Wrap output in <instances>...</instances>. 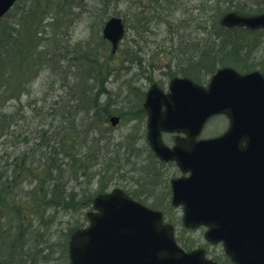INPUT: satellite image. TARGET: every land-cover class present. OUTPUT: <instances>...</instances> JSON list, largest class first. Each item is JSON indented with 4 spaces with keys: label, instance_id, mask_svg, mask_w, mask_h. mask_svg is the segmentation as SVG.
<instances>
[{
    "label": "trees",
    "instance_id": "16d2710c",
    "mask_svg": "<svg viewBox=\"0 0 264 264\" xmlns=\"http://www.w3.org/2000/svg\"><path fill=\"white\" fill-rule=\"evenodd\" d=\"M111 1L113 0H105L100 4L98 0H17L13 8L0 19V151L5 156L0 169V264H27L25 256L29 254L26 253V248L30 245L36 246L34 254L38 255L42 249L37 248V245L52 250L53 244L49 243L47 236H53L49 231L55 221L48 214H42L41 209L61 207L65 211L71 208V202L75 201L78 193L74 191V186L67 190V182L80 184L78 178L83 177V182L91 183L93 177L101 173L100 170L92 171V167L103 163L112 167L106 168L107 172L100 174L99 183L105 181L106 177L114 174L120 146L136 143L138 140L135 133L122 135L121 141L111 142L109 135L102 139L103 136L94 121L105 119L110 112L121 111L116 110L121 104L118 103L120 96L143 97L144 90L140 91V85L135 83L138 77H143L148 83L153 81L149 74L153 69L149 67H154L152 62L155 55L144 49L141 40L134 37L127 39L115 53H111L108 41L103 39L101 30L108 18L105 15L119 14L116 5L110 12L111 8L104 7ZM178 1L132 0L135 4L134 16L138 17L137 25L142 27L140 30H149L144 28L146 21L141 18L144 8L150 12L172 15L180 8ZM256 1L257 4L252 7L245 0H197L190 9L194 13L190 11L189 14L185 8V20L177 25V30L171 32L164 44L169 43V46L179 48L177 51L184 44L187 49L182 51L184 54L175 51L166 60V75L173 77L180 74L203 83L205 77H209L217 67L224 65L232 66L240 72L258 66L264 73L262 62L260 67L259 61H254L255 50L259 47L258 40L261 39L257 37L260 31L238 27L225 29L220 24L221 16L230 10L242 14L262 11L263 3ZM49 15L50 20L44 21ZM197 17L198 21L207 17L205 24L199 23ZM70 18L85 19L89 32L87 37L71 42L72 39L59 36V29L66 28ZM123 21L126 22V32L133 29L139 33L137 25L127 24L126 16ZM192 26L203 34L207 33L206 38L204 35L200 38L187 37V41H184L179 30ZM94 31L96 44L93 40L91 43L90 39ZM62 32L65 33V29ZM44 33L48 36H44ZM174 35L177 40L172 39ZM60 38L63 39L62 43ZM202 40L204 41L201 42ZM154 42L157 44L156 49L162 47L161 42ZM99 49L107 52L101 53ZM190 49L194 54H185ZM69 53L81 61L74 71L70 67ZM62 61L66 69L61 64ZM143 62L145 69L142 67ZM110 64L113 66L108 67ZM100 70L107 71L113 80L110 85L112 90H108L109 83L100 82L96 93L100 96L95 102H91L90 81L96 74L101 73ZM41 71H47L48 78H54L53 83L60 82L62 73L70 75L71 81L67 90L70 94L64 91V100L60 96L50 106H46L45 99L40 107L34 105L36 100L26 102L27 105H33L30 107L33 117L38 116L42 121L50 119L48 126L53 135L45 143L37 141L29 152L23 151L15 156V151L18 150L14 148L15 144L29 142V137L23 135L22 130L28 125L25 104L21 103L22 97L30 94V86L40 76ZM118 72H121L119 78ZM75 75H79V78L74 79ZM118 85L121 88L119 93L116 92ZM68 95L73 96L72 100ZM131 101L133 100H128V104ZM81 113L84 114L80 116ZM19 118L22 120L20 123ZM140 118L137 106L135 119ZM61 132L68 136L59 142L58 136ZM72 135L78 139L73 141ZM34 155L37 157H33ZM10 157L11 160L8 161ZM31 165L36 168L34 171ZM65 171L70 174L68 181H64ZM102 191L101 188L90 196L84 191L76 202L86 201L85 204L90 206L94 194ZM33 223L39 227L35 231L36 238L31 243L29 238ZM43 227L48 230L45 237L40 234ZM177 241L183 248L190 249L191 245L186 244L181 237ZM65 244L66 242L63 246L59 244L61 249L66 250ZM225 258L229 264H233L226 256ZM59 262L57 264H63L62 261Z\"/></svg>",
    "mask_w": 264,
    "mask_h": 264
},
{
    "label": "water",
    "instance_id": "95a60500",
    "mask_svg": "<svg viewBox=\"0 0 264 264\" xmlns=\"http://www.w3.org/2000/svg\"><path fill=\"white\" fill-rule=\"evenodd\" d=\"M15 1L0 0V18ZM220 23L225 28L264 29V12L229 11ZM124 34L120 17L113 15L104 23L102 35L112 52ZM143 105L147 140L155 154L190 172L172 180V203L183 206V224L208 226L204 237L221 241L235 264H264V160L258 170L257 164L245 162L254 147L264 153L262 73L219 67L206 86L175 76L167 92L152 83ZM219 113L229 118L228 129L219 136L196 139L205 121ZM118 120L110 117L113 125ZM162 132L186 136L176 137L169 147ZM92 206L88 226L70 235V264H217L205 257L203 248H181L161 211L131 199L121 188L97 194Z\"/></svg>",
    "mask_w": 264,
    "mask_h": 264
},
{
    "label": "rangeland",
    "instance_id": "374dc122",
    "mask_svg": "<svg viewBox=\"0 0 264 264\" xmlns=\"http://www.w3.org/2000/svg\"><path fill=\"white\" fill-rule=\"evenodd\" d=\"M114 1L110 2V6L111 9L114 8ZM197 0H179L178 2H180V8L176 11L175 14L172 15H168L167 13H161V14H154L151 15L152 18H154L153 21L145 22L144 28H148L149 30H140L142 29V27L140 25H137L138 23V18L136 16H134L132 14L133 11L129 10L127 11L126 9V4L125 1L123 0L120 4V6L116 9H122V10H126L127 12H129V14H126V21L127 24L129 25H137L136 27L139 29V33L134 32L133 29H130L126 32V36L123 39V42H121L120 46H122V44L128 39L131 38H136L138 40H141L142 37H148L150 36V40L152 41H157V42H161V46L163 50H156V52H159L157 55H155L154 59H153V65L154 67L150 69H153L149 74L152 76L153 81L151 82H157L158 85L163 88V89H167L168 87V82L171 79V77L166 75L165 72V65L164 63L166 62V60L170 57V50H172L171 46H169V43H166L168 40V37L170 36L171 32L177 30V25L179 23H182L185 20L184 15L186 14V9H188L189 14H191L192 12L194 13V11H191V6L193 4H195ZM245 2L248 5H252L255 6L257 4L256 0H245ZM262 2V1H261ZM123 3V4H122ZM142 3H146V2H142ZM171 7V6H170ZM115 9V8H114ZM191 11V13H190ZM147 8L143 9V15L148 16L149 14H147ZM198 13V12H195ZM188 14V15H189ZM54 15V14H52ZM119 15V14H118ZM198 15V14H196ZM121 17L124 18L123 15H119ZM49 18L47 20L44 21H49L51 15L48 16ZM69 23L66 24V28L61 27L59 29V33L61 36L63 37H67L69 39H72L71 42L73 41H77L79 39H83L85 37H87V35L89 34L88 32V28L86 27V21L85 19L80 20L79 18H70L68 19ZM188 20H190V18L188 17ZM199 20V18L197 17V21ZM207 20V17H203L200 21H198L201 24H205ZM126 24V22H125ZM51 28V27H50ZM224 28V27H223ZM65 29V33L62 32V30ZM195 30V32H194ZM181 32V38L184 41H187L186 38H194V37H198L200 38L201 36L204 35V37L206 38L205 34H203L201 31H197L196 28H194L193 26L190 28H186L185 30H179ZM149 33L152 34L149 35ZM102 34V33H101ZM260 34V35H259ZM259 34L257 35V37H261L260 40H258V49L255 50V57H254V61H259L258 64L261 67V62L264 65V30H261L259 32ZM180 35V34H179ZM176 36L174 35L172 37L175 38ZM184 37V38H183ZM195 38V39H198ZM91 39V43L93 41H95V44L97 42V38L95 35V31L92 33V35L90 36ZM93 40V41H92ZM175 40H177V38H175ZM257 40V39H256ZM204 40H202L201 42H203ZM157 44H154V47H156ZM119 46V47H120ZM179 50V48H177ZM187 47L184 46V44H182L180 46V51H176L179 54H184V52H182L183 50H186ZM110 50V49H109ZM99 52L103 53V52H107L106 50L103 49H99ZM154 52V51H153ZM170 52V53H169ZM185 54H194V52H192V49L187 50ZM196 54V53H195ZM119 57H115V59H118ZM200 61V60H199ZM63 67L65 68V63L62 62ZM113 64H110L108 67H112ZM118 66V65H117ZM143 69L146 68V65L142 64ZM258 67V66H257ZM256 67H254L255 69ZM259 68V67H258ZM66 69V68H65ZM166 71H169L168 69H166ZM63 74V73H62ZM143 74V72H142ZM141 74V76H142ZM144 74H147V69L144 70ZM121 75V72L117 73V77L119 78ZM137 77L139 75H136ZM53 79L54 78H48L47 76V71H41L40 76L36 78V80H33V83L30 86V94H24L26 96L22 97V104H25V109H26V115H27V119H28V125L25 126V129H22L24 131L23 135H27L29 137V142L28 143H19L18 147L15 151V156L19 155L20 153H22L23 151H27L29 152L30 150H32L35 147V143H37V141H39L37 137V134L42 132V130L44 128H46V125H42L40 123H42L43 121L46 123L45 120L42 121V119H40L38 116L37 117H33L32 113L30 111V107L33 106L31 105H27L26 102H31L33 100H36V103L34 104L37 107H40L42 105L43 99H45L46 101V106H50L51 102L53 100L58 99L60 96L62 97V100H64L63 98L66 96L64 94V91L58 87V83H53ZM209 77H205L203 84H206L208 81ZM148 81H146L143 77H138V79H136L135 83L137 85H140V91L144 92L146 91V89L148 88L149 84L151 83ZM120 85H118L116 87V92L119 93L120 91ZM108 90H112L110 84H108ZM127 91V90H126ZM128 92V91H127ZM129 93V92H128ZM119 97V96H118ZM123 97L125 96H120L119 99H123L122 103L119 105V109L116 110H121L123 111L122 114L120 112H115V114H122V120L121 122L113 127L111 126L109 123L104 122L105 119L103 120H99V121H95V123L98 125L99 129V133L100 135H102V139L104 137H106L107 135H109L111 137V142H115V141H121V136L124 134H129V133H135L138 137V140L136 143H130L128 144V146H130L131 148L134 147H139V145H144L146 143V136H145V130H143V125L144 122L139 120V119H135V110L137 108V106L139 107V105H141L142 99L143 97L141 96L140 98H137L135 96H130L127 97L126 99H124ZM128 100H133L128 104ZM45 108V106H44ZM86 113V112H84ZM84 113H81L80 116ZM87 114V113H86ZM129 117V119H128ZM79 121V120H77ZM76 121V122H77ZM49 122V121H48ZM47 122V123H48ZM44 124V123H43ZM227 121L225 119L224 116L222 115H216L212 118H210L204 125L203 128V132H202V136L203 137H210V136H214L217 135L221 132H223L226 128ZM18 132V130H17ZM79 142V141H78ZM79 148V147H78ZM31 153V152H30ZM29 153V154H30ZM0 154L3 155V160L0 161V169L2 167V165L4 164V160H5V156H4V152L0 151ZM33 157H37V155H34ZM11 160V157L8 158V161ZM140 161L139 163H137V161ZM132 163L131 166L132 170L130 171H126L125 166L126 164H130V163H126L127 160H124V157L122 156V154H120L119 156V160L116 162V168L114 169V174H110L108 177L105 178V181H102L99 183V178H100V174L101 173H106L107 170L106 168H108V165L106 166L105 163L103 164H97L95 166L92 167V171H98L100 170L101 173L98 174V176H95V178L93 177L91 183H86L83 182L84 179L83 177H79L78 181H81L80 184H73L71 182H67V190H69L72 186H74V191H76L78 193V195L75 198V201L71 202L72 207L69 208L68 210L63 211V209L61 207H56L54 209H50L47 208L45 210L41 209V213L42 214H48L51 210V213L48 214V216H50L49 218L53 219L55 221V224L52 226L51 230L49 231L50 233L53 234V236L49 235L47 236V238H49V243H52V250L43 247V245H37V248H41L42 250L40 251V254H34L35 252V248L36 246L34 245H28L29 247L26 248L28 249L26 253H28L29 255L25 256V262L27 264H57L59 261V263H61V261L63 262V264H69L68 261V238L70 236V234L78 228L84 227L87 225L88 220L85 217V212L90 210V206H87L85 203L86 201H79L76 202L77 199H80V195L82 192L85 191V193H87L88 196L92 195L95 191L100 190L101 188L103 189V191H108L111 190L114 186H119L122 188H127L130 189L131 191H133L135 183H128L125 184V179H124V174L126 173H131L133 175V177L137 178V181H139V177H146L150 179V182L145 184L147 185V187H150L153 191V194L158 195L159 192H161L162 190V184L158 183L155 185H151L154 182V175L153 173L150 172H145L143 173L144 175H142V168L140 167V165L146 161L145 158H132ZM139 168V171H137V169ZM69 173L68 171H65V176H64V181H68V177H69ZM112 177V178H109ZM144 181V179H141L140 181ZM139 181V182H140ZM147 181V180H146ZM148 182V181H147ZM114 185V186H113ZM153 200H154V195H153ZM182 209L180 207H178L176 210H170L167 209V215L165 216V218L169 219V221L175 226V232L177 236H180L182 238V240H185L186 244L189 243L191 246L193 247H198V246H202L204 247L207 251L210 257L212 258H218V262L219 264H229V262L226 260L224 252H223V246L221 243H207L203 237V232L204 229L202 228H197V229H185L183 227L182 224ZM38 225L36 223H33V226L31 227V232H30V242L32 243L33 240L36 238V233L35 231L38 229ZM42 232L40 233L42 235V237H45L46 233H48V230L46 231L45 228L43 227ZM66 242L65 246H66V250L61 249L60 245L63 246V244ZM192 243V244H191ZM60 244V245H59ZM66 251H67V255H66ZM66 255V256H65ZM17 259V257H16ZM15 259V261H16ZM59 259V260H58Z\"/></svg>",
    "mask_w": 264,
    "mask_h": 264
},
{
    "label": "flooded vegetation",
    "instance_id": "af4514ba",
    "mask_svg": "<svg viewBox=\"0 0 264 264\" xmlns=\"http://www.w3.org/2000/svg\"><path fill=\"white\" fill-rule=\"evenodd\" d=\"M145 100V97H143L141 105L139 106V113L141 114V118L139 120L144 122L143 125V130H145V136H146V132H147V110L145 109L143 102ZM122 114L123 111H118ZM122 114H117L119 116V120L118 122L120 123L122 120L123 115ZM125 115V114H124ZM110 117V113L107 114L106 119L109 120ZM118 123V124H119ZM229 126V121L227 119V126L225 128V130L219 134L224 133L227 128ZM176 136H184V134H179V133H164L162 134V138L163 141L165 142V144H167L168 146L172 147L175 144V139ZM203 136L200 135L198 138H202ZM139 147H130L128 145H121L120 146V151H118L117 153V157L120 156V154H122V156L124 157V160L126 159L127 162L126 163H132V158L133 157H137V158H145L146 161L143 162L140 167L142 168V175H144L143 173L145 172H152L154 175V182L151 185H155V184H162V190L161 192H159L158 195L153 194V191L150 187H147V183L150 182L149 178L146 177H139V181L141 179H144V181H137L136 177H132V182L125 178V184L128 183H135L134 189L133 191H131L130 189L127 188H122L130 197H132L133 199L142 202L143 204L158 209L162 212V214L164 216L167 215V209L170 210H176L178 207H180L182 209V206H173L172 205V197H173V191H172V180L176 179V178H180V177H186L189 175V172H183L179 166L177 165V163L174 160H164V159H160L152 150V148L150 147V145L148 143H145L144 145H139ZM241 147H243L244 145H240ZM251 159H252V166H254L255 164H257V170L258 167L260 165H262V161L264 160V153H262V151H260L258 148H253L251 151ZM133 167V166H132ZM137 171H139V168L137 169ZM140 172V171H139ZM148 182H147V181ZM130 185V184H128ZM115 187H119V186H115ZM153 195H154V200H153Z\"/></svg>",
    "mask_w": 264,
    "mask_h": 264
},
{
    "label": "bare ground",
    "instance_id": "6f19581e",
    "mask_svg": "<svg viewBox=\"0 0 264 264\" xmlns=\"http://www.w3.org/2000/svg\"><path fill=\"white\" fill-rule=\"evenodd\" d=\"M99 1V3L100 4H102L105 0H98ZM125 1V4H126V9L127 8H129V10H131V11H133L132 12V14L134 15L135 13H134V8H135V4L134 3H132V0H124ZM121 3V0H116V1H114V5H116L117 6V8L121 5L120 4ZM123 4V3H122ZM105 8H111V6L109 5V4H106L105 6H104ZM113 9V8H112ZM112 9H109V12L110 11H113ZM117 11L119 12V14H121V15H123V16H126V14L128 13L129 14V12H127L128 11V9H127V11L126 10H122V9H117ZM147 14H149L148 16H146V15H141V18H142V20L143 21H149V22H151V21H153L154 20V18H152L151 17V15H154V14H157V16H158V13H155V12H150V11H148V13ZM114 14L113 13H110V14H107V15H105L106 17H108V18H110L111 16H113ZM116 16H118V17H120L121 19H122V22L124 23V21H123V17H121V16H119V15H116ZM160 16V15H159ZM158 16V17H159ZM107 18V19H108ZM138 18V17H137ZM149 35H151L152 36V34L151 33H149ZM44 36H48L47 34H45L44 33ZM49 36H51V34H49ZM59 36H60V34H59ZM52 38V37H51ZM61 39V43H62V41H63V39L62 38H60ZM141 43H142V45H143V47H144V49L146 50V51H149V53H151V54H153V55H157L159 52H156V50H163L162 49V47H160V48H158V49H156V47H154V44H155V42L154 41H152V40H150V36H148V37H142L141 38ZM172 48V50H170V52L171 51H173V52H171V54H173L175 51H177L178 49L177 48H175V47H171ZM175 48V49H174ZM154 51V52H153ZM169 52V53H170ZM171 54H170V56H171ZM68 58L71 60V62H70V67L72 66V69L71 70H75L80 64H81V61L79 60V59H77V58H75L71 53H69L68 54ZM102 61H104V60H102ZM101 61V62H102ZM106 61V60H105ZM104 61V62H105ZM63 62V61H62ZM62 62H61V64H62ZM103 62V63H104ZM103 63H102V65H103ZM102 65H101V67H102ZM78 72V74L80 73L79 71H77ZM100 72L101 73H99V74H96L95 75V77L90 81V88H92V96L90 97L91 98V102H95L98 98H99V96H100V94L98 95V94H96L97 93V85L100 83V82H103L104 84H106V83H109L110 85L111 84H113V80L111 79V77L109 76V74H108V72L107 71H103V70H100ZM70 75H66V74H62V76H61V80H60V82L58 83V85H59V87L63 90V91H66L67 93H69L67 90H68V85H69V83H70V81H71V78L69 77ZM76 78H79V75H75L74 76V79H76ZM74 79H73V81H74ZM72 81V82H73ZM70 94V93H69ZM69 96V98L72 100V98H73V96H71V95H68ZM127 97H124V99H126ZM122 101L123 100H118V103H122ZM116 112H118V111H116ZM19 121V123L22 121L21 120V118H19L18 119ZM50 119L49 118H47V119H45V121H46V123L45 122H42V123H40V124H42V125H46V128H44L43 130H42V132H40V133H38L37 134V138L39 139V141H41L42 143H45L46 141H47V138H50V135H53L51 132V130H50V128H49V124L47 123L48 121H49ZM44 123V124H43ZM66 136H68V135H64V133L63 132H61L60 134H59V136H58V141L59 142H61V141H63L64 140V138H66ZM28 137V136H27ZM72 139H73V141L74 140H76V139H78V138H76L74 135H72ZM16 146V147H15ZM15 146H14V148H17L18 147V145H16L15 144ZM109 157V156H108ZM29 160V159H28ZM31 160H29V162H30ZM140 161L138 160L137 161V163H139ZM31 168H32V171H34V169H36L33 165H31ZM108 168H112L110 165H108ZM125 169H126V171L128 170V171H130V170H132V166H131V164H126V166H125ZM124 176H125V178H127V179H129L131 182H132V177H133V175L131 174V173H126V174H124ZM89 184V183H88ZM65 186V185H64ZM62 190L64 191L65 189H64V187H62ZM50 208V207H49ZM51 210L53 209V208H50ZM51 210H50V212L48 213V214H50L51 213ZM88 211H90V210H88ZM88 211H86L85 212V215L87 216V212ZM46 230H47V228H46ZM69 238H70V236H69ZM69 238H68V240H67V242L69 241Z\"/></svg>",
    "mask_w": 264,
    "mask_h": 264
}]
</instances>
